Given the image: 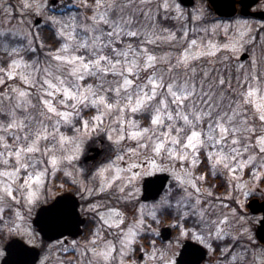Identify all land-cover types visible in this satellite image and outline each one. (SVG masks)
<instances>
[{"label":"snow or ice","instance_id":"6c2138e0","mask_svg":"<svg viewBox=\"0 0 264 264\" xmlns=\"http://www.w3.org/2000/svg\"><path fill=\"white\" fill-rule=\"evenodd\" d=\"M186 2L0 0L9 264H264V20Z\"/></svg>","mask_w":264,"mask_h":264},{"label":"water","instance_id":"95a60500","mask_svg":"<svg viewBox=\"0 0 264 264\" xmlns=\"http://www.w3.org/2000/svg\"><path fill=\"white\" fill-rule=\"evenodd\" d=\"M258 1L259 0H243V3H241L240 0L239 1L236 0V3H235V13L234 14L237 13V2H239V3L242 4L241 12H246L247 14H252L254 16L264 18V11H257V12H251L250 11V6L254 5ZM227 2H228V0H216V4H221V5H223V4L227 3ZM191 5H193V4L192 3H187V2L185 4V6H191ZM213 8L215 9V5H213ZM41 21H40V23H41ZM242 57L244 59L247 58V56L245 54H242ZM97 152H98V148L96 146H93V147L90 148V154H88V156L89 157H95V159H97L99 157V155L97 154ZM89 161H91V160H89ZM160 175H164V174H160ZM77 199H78V197H77ZM261 205H264V200H260L259 198H256L255 203L252 204V207L256 209V211L254 212V214L262 213L264 215V207H261ZM250 211H251V209H250ZM35 218H36V214L34 216V219ZM82 218L83 219H86L85 217H82ZM34 226H36V228L38 230V226H39V221L38 220H37V222H36V224ZM82 226H83V224L80 227L82 228ZM161 231L165 233L167 239H170L172 237V235H173V230H171L170 234L167 231H165L164 228H162ZM38 232L41 234V236H42L43 239L48 240V235H46L44 233H41L39 230H38ZM65 236H71V235L68 234V233H65ZM55 238L56 237L53 236V239H55ZM20 239H22V238H20ZM22 240H24V239H22ZM185 243H186V241H184L181 249L184 247V244ZM36 248H37L36 263H37L39 261L40 255H41V251H39V248L37 246H36ZM181 249H180V251H181ZM5 251H6V254L3 257L2 261H1V264H9V261H8V258H7L8 257L7 250L5 249ZM180 251H179V253H180ZM206 259L207 258H205V260L202 261L201 264H206L205 263Z\"/></svg>","mask_w":264,"mask_h":264},{"label":"rangeland","instance_id":"374dc122","mask_svg":"<svg viewBox=\"0 0 264 264\" xmlns=\"http://www.w3.org/2000/svg\"><path fill=\"white\" fill-rule=\"evenodd\" d=\"M72 1H74V2L76 3V0H72ZM200 2H201V0H196V3H195L192 7H195L196 5H199ZM73 4H74V3H73ZM73 4H69L68 7H69L71 10L75 11V8L72 7ZM192 7H189V8H192ZM255 9H262V10H264V0H261V2H259V3L255 6ZM245 18H246V17H245ZM246 19L253 20V21H261V20H259V19H254V18H246ZM13 23H15V21H13ZM42 23H43V21H42ZM42 23H41V24H42ZM246 59H247V58H246ZM60 183H64V187H63V188H56V189H54L53 191H54V193H56V194H58L61 190H64V189L68 186L63 180H58V181H57V184H60ZM35 212H36V210H34V212H33V217H34V215H35ZM250 214H252V213L250 212ZM252 215H255V214H252ZM255 216H261V215H255ZM36 236L38 237V239H37V241H36V246H39L40 240H41L42 238H41V236H40V234H39L38 232H36ZM21 238H24V239L27 241V237H21ZM173 238H174V237H173ZM173 238H172V239H173ZM182 243H183V240L180 241V244H179V246H178L177 249H176L177 253L179 252V249L181 248ZM0 252H3V255H0V262H1V259H2V257H3L4 254H5V252H4V241H0ZM42 255H43V252H42ZM37 264H39V261H38ZM206 264H207V263H206Z\"/></svg>","mask_w":264,"mask_h":264},{"label":"trees","instance_id":"16d2710c","mask_svg":"<svg viewBox=\"0 0 264 264\" xmlns=\"http://www.w3.org/2000/svg\"><path fill=\"white\" fill-rule=\"evenodd\" d=\"M71 2H72V0H64V3H66V4L71 3Z\"/></svg>","mask_w":264,"mask_h":264}]
</instances>
